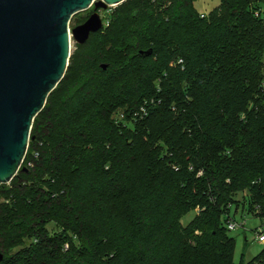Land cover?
<instances>
[{
	"label": "trees",
	"instance_id": "obj_1",
	"mask_svg": "<svg viewBox=\"0 0 264 264\" xmlns=\"http://www.w3.org/2000/svg\"><path fill=\"white\" fill-rule=\"evenodd\" d=\"M195 2H125L79 44L0 186V264H244L227 222L264 210V0Z\"/></svg>",
	"mask_w": 264,
	"mask_h": 264
},
{
	"label": "water",
	"instance_id": "obj_2",
	"mask_svg": "<svg viewBox=\"0 0 264 264\" xmlns=\"http://www.w3.org/2000/svg\"><path fill=\"white\" fill-rule=\"evenodd\" d=\"M123 1L0 0V186L20 170L35 117L66 74L72 35L84 44L104 25L99 10ZM92 5L95 12L71 29L72 17Z\"/></svg>",
	"mask_w": 264,
	"mask_h": 264
},
{
	"label": "rangeland",
	"instance_id": "obj_3",
	"mask_svg": "<svg viewBox=\"0 0 264 264\" xmlns=\"http://www.w3.org/2000/svg\"><path fill=\"white\" fill-rule=\"evenodd\" d=\"M128 1L136 2L137 0H125L120 4L112 5L109 6L107 9L99 10L104 21L103 27L110 24L111 15L114 14L115 10L118 7H120L123 3ZM219 4H220V0H196L195 2L196 8L201 12L203 11L210 12L213 8H215ZM94 12H95L94 5H92L86 10L77 12L71 19L70 28L73 29L74 27L84 23ZM79 44L80 43H78L77 40L72 35L71 56L78 52L79 54H82L84 52L79 47ZM90 48L91 47H88L87 50H89ZM263 74H264V70H263ZM11 181L9 183H11ZM9 183H5V184H9ZM243 194L244 192L242 191L236 192V197L238 199H242ZM198 212L199 210L195 208L190 209V211L182 218V222L184 223V225L188 226L189 221L192 220L198 214ZM231 216L240 224L245 222L244 227L240 226L237 229L229 230L227 232L228 235L235 238L234 260L236 263L242 262L244 264H253L264 253V244H261L255 239L256 230H258V228L260 227L264 228V220H262L258 216L253 215L252 213H249L247 210H242V207H239V209H237L236 205H233L231 208Z\"/></svg>",
	"mask_w": 264,
	"mask_h": 264
},
{
	"label": "built area",
	"instance_id": "obj_4",
	"mask_svg": "<svg viewBox=\"0 0 264 264\" xmlns=\"http://www.w3.org/2000/svg\"><path fill=\"white\" fill-rule=\"evenodd\" d=\"M207 15H208V13L204 12V11L201 14L202 17H205ZM256 15H259V11H256ZM182 62H183V60L180 59L179 63H182ZM182 68H184V66ZM142 111H143L144 114H147V112H146V110L144 108L142 109ZM199 209H200V207H197V210H199ZM249 213H251V212H249ZM252 214L255 215V216H258L262 220H264V210L262 209V205L261 204H257L255 206V210L252 212ZM244 225H245V222L240 224L233 217H230V219L227 222V227H228L229 230L237 229L240 226L244 227ZM255 239L258 242H260L261 244H264V228L260 227V228H258V230H256Z\"/></svg>",
	"mask_w": 264,
	"mask_h": 264
}]
</instances>
